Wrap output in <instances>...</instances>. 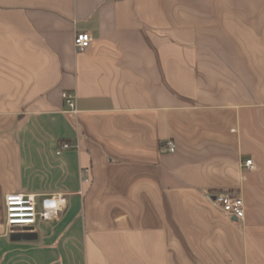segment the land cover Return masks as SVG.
Masks as SVG:
<instances>
[{"label":"crops","instance_id":"obj_1","mask_svg":"<svg viewBox=\"0 0 264 264\" xmlns=\"http://www.w3.org/2000/svg\"><path fill=\"white\" fill-rule=\"evenodd\" d=\"M0 264H264V0H0Z\"/></svg>","mask_w":264,"mask_h":264},{"label":"built area","instance_id":"obj_2","mask_svg":"<svg viewBox=\"0 0 264 264\" xmlns=\"http://www.w3.org/2000/svg\"><path fill=\"white\" fill-rule=\"evenodd\" d=\"M91 41L89 33H76L73 40L75 51L85 50ZM64 103L68 111L76 112L75 96L73 93L64 91L62 93ZM69 148V143H60L59 150ZM161 151L172 153L175 151V143L172 140H166ZM244 166L253 169L252 159H246ZM88 169L84 172L87 174ZM214 203L220 208L221 212L242 219L244 216V202L241 196L235 193H219L213 198ZM67 204L65 194L57 193L52 197H45L40 201L35 194L30 193H9L4 197V228L6 233H14L32 228L38 220L50 221L58 217Z\"/></svg>","mask_w":264,"mask_h":264}]
</instances>
